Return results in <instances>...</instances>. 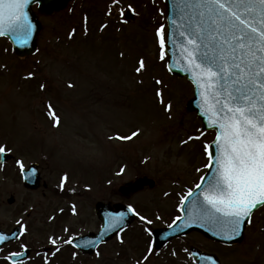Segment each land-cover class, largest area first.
Instances as JSON below:
<instances>
[{"label":"rangeland","instance_id":"obj_1","mask_svg":"<svg viewBox=\"0 0 264 264\" xmlns=\"http://www.w3.org/2000/svg\"><path fill=\"white\" fill-rule=\"evenodd\" d=\"M126 10L133 11L131 19L124 18ZM39 19L43 27L33 56L18 59L0 40V143L15 150L24 167L46 157L48 162L40 163L48 187L45 197L42 190L28 191L18 164L0 167V225L10 227L34 206L26 238L50 245L49 238L62 242L96 230V201L124 202L134 208L136 220L82 264H185L192 245L225 264H264V206L252 215L240 244L220 247L190 233L155 253L147 251L148 231L171 218L204 174V145L214 137L185 109L192 86L171 76L161 59L156 30L166 31L164 0H73ZM133 132L139 134L116 139ZM142 175L155 186L128 197L117 192ZM61 186L70 198L54 195L53 188ZM10 195L12 205L6 202ZM70 207L73 215L53 227L56 211Z\"/></svg>","mask_w":264,"mask_h":264},{"label":"snow or ice","instance_id":"obj_2","mask_svg":"<svg viewBox=\"0 0 264 264\" xmlns=\"http://www.w3.org/2000/svg\"><path fill=\"white\" fill-rule=\"evenodd\" d=\"M118 2L113 0L114 4ZM29 3L30 0H0V35L5 31L30 34L32 24L25 11ZM180 11L183 23L177 25L173 19L172 24L184 40L180 46L184 70L201 90V115L207 117L208 127L216 132L213 144L204 145L211 175L201 177L196 188L202 190L189 191L181 203L194 197L188 219H200L225 239L233 240L241 236L242 225L252 223L254 210L264 206V0H180ZM156 36L164 59L169 36L163 26L156 30ZM143 68L141 60L136 71ZM138 134L116 139L130 140ZM4 152L0 146V154ZM17 164L23 171V165L19 161ZM61 179L63 183L67 177ZM118 226L119 221L113 225ZM3 239L0 237V241ZM49 242L55 245L54 239L49 238ZM91 244L86 241L83 246Z\"/></svg>","mask_w":264,"mask_h":264},{"label":"water","instance_id":"obj_3","mask_svg":"<svg viewBox=\"0 0 264 264\" xmlns=\"http://www.w3.org/2000/svg\"><path fill=\"white\" fill-rule=\"evenodd\" d=\"M68 1L69 0H30L28 7L25 9L28 15V19L32 24V29L30 34L25 36L21 32L5 31L4 34L0 36H7L9 38L10 42L12 43V50L17 57H26L33 54L37 48L36 42H37L38 34L41 30V25L37 19V13L31 9V6L36 3L38 5V10L40 13L49 14L53 10L57 11L64 8ZM166 3H167L166 20H167V29H168L167 34L169 36V39L166 44L167 68L171 73L175 74L176 76L178 77L186 76L189 80L192 81V77L190 73L184 70L186 64L184 62V58H182L181 47H180L184 43V40L178 35L176 26L172 24L173 19L177 21V25L183 23V21H181L180 19L182 15L180 11V0H166ZM173 41H176V43H173ZM194 87H195V91H194L195 96L193 99H190L188 101L186 107L189 110H196L199 117H201L203 120L204 127L209 129L207 125V117L201 115L202 106H203V100L200 95L201 90L198 89L195 85ZM213 141L211 142L210 145L213 144ZM33 167L36 169V165ZM211 171L212 170L208 168V171L205 173L203 177L210 176ZM24 184L26 187L36 188L39 185L38 173H36L32 169H30L29 171L28 170L24 171ZM144 185H148L152 187L154 185V182L148 178H139L135 180L133 183H129L125 186H122L120 190L123 194L127 195L130 192L132 193L137 191L138 189L142 188ZM201 190L202 189L196 188L193 192L198 193ZM189 199H188L189 203L188 200L185 201L182 207V211H183V216L181 217L182 219L177 220L174 224H172L171 227L157 229L153 232V238H154V242L156 243V246H162L163 244L168 242L171 238L178 235H184L192 230H198L202 232L207 238L217 240L225 244H232L235 242H239L242 239L243 229L245 227L243 225H242L241 236L237 237L236 239L229 240V239H225L222 234H220L217 230L212 228L208 223L200 219L189 220L188 219L189 204L191 203V200L194 199V197H189ZM12 200L13 198H10L9 202H12ZM120 207L119 209H117L119 210V212L117 211L112 212L110 210L111 208H109L108 205H105L103 203H97L95 207V211L102 222L100 231L98 233H88L86 235L77 237L73 240V242L83 251L92 252L98 244L112 238V236H114L117 232L122 230L124 227L128 226L134 218L132 211H130L128 207H124V208L122 206ZM117 221H119V226L113 227V225H115ZM86 241H91L92 244L90 246H83ZM200 258L207 259L206 261H208V258L216 260V257L213 255H208L205 257L200 255Z\"/></svg>","mask_w":264,"mask_h":264},{"label":"flooded vegetation","instance_id":"obj_4","mask_svg":"<svg viewBox=\"0 0 264 264\" xmlns=\"http://www.w3.org/2000/svg\"><path fill=\"white\" fill-rule=\"evenodd\" d=\"M11 153H13V151H11ZM8 156L9 155H6V157ZM13 163H17V158L15 155L7 162L0 163V165L1 166L5 164L12 165ZM41 195L43 197L46 196L45 193L43 192H41ZM66 196L67 195H61L63 199L67 198ZM106 202H108L110 205H114V203H116L110 201H106ZM20 211H22V213L24 212V210H20ZM33 211H34V206L31 207L28 210V212H26L25 215L22 216L21 219H19L20 222L19 224L17 222L13 223L12 225H10V227L0 225V230L6 233H9L11 230H13L18 226H23V234L20 233L18 237H16L15 239L9 242L4 243L1 246L0 264H82L84 260L85 261L93 260L98 255V251L101 246L97 248L94 254L88 255V254H83L75 247H73L71 244L65 243V241L71 239L75 234L68 235L63 239L62 242H55V245L53 244L48 246L45 244L38 246L35 245L34 242L31 241L33 240L32 238L29 240L26 238L30 236V232H29L30 223L34 225L33 223L34 219H32ZM56 212L59 213H55L54 226H59L60 224L63 225L66 219L69 218L70 211L63 209L62 211H56ZM21 245H23L24 247H21ZM57 249L59 250L57 251ZM11 253H17V255L15 256L10 255ZM5 257H7V259H5ZM189 260L190 263H188ZM77 261L79 262L77 263ZM188 261H187L188 264H197V261L193 260L192 257H190ZM221 264H225V263L221 262Z\"/></svg>","mask_w":264,"mask_h":264}]
</instances>
